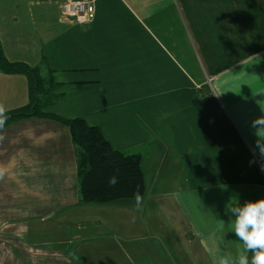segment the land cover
<instances>
[{
    "label": "crops",
    "instance_id": "obj_1",
    "mask_svg": "<svg viewBox=\"0 0 264 264\" xmlns=\"http://www.w3.org/2000/svg\"><path fill=\"white\" fill-rule=\"evenodd\" d=\"M65 1L0 0L4 53L55 81L46 113L140 154L146 189L84 203L71 129L10 124L0 264H231L243 245L228 206L264 199V0H89L88 24ZM0 103L29 105L28 77L0 70Z\"/></svg>",
    "mask_w": 264,
    "mask_h": 264
},
{
    "label": "trees",
    "instance_id": "obj_2",
    "mask_svg": "<svg viewBox=\"0 0 264 264\" xmlns=\"http://www.w3.org/2000/svg\"><path fill=\"white\" fill-rule=\"evenodd\" d=\"M0 70L6 74H21L29 79L30 104L7 112L5 127L22 119L48 117L71 129L74 144L80 149L78 176L84 203H109L122 198H135L145 193V174L140 154H125L113 148L97 127L82 118L66 119L45 112L54 103L55 81L45 82L38 70L24 63L10 62L0 41ZM54 100V101H52ZM115 177L116 183L109 184Z\"/></svg>",
    "mask_w": 264,
    "mask_h": 264
},
{
    "label": "clouds",
    "instance_id": "obj_3",
    "mask_svg": "<svg viewBox=\"0 0 264 264\" xmlns=\"http://www.w3.org/2000/svg\"><path fill=\"white\" fill-rule=\"evenodd\" d=\"M7 109L0 103V131L5 128L7 120ZM258 129L264 128V116L253 122ZM4 137L0 135V140ZM4 170L0 169V178H3ZM116 183V178L109 180L110 185ZM135 200L140 202L142 196L139 192L134 194ZM227 211L235 217L232 221L233 232L241 241L243 249L231 264H264V199L257 201H247L242 206L240 204L229 205ZM248 253L252 254L251 261ZM221 264H229L225 259Z\"/></svg>",
    "mask_w": 264,
    "mask_h": 264
},
{
    "label": "built area",
    "instance_id": "obj_4",
    "mask_svg": "<svg viewBox=\"0 0 264 264\" xmlns=\"http://www.w3.org/2000/svg\"><path fill=\"white\" fill-rule=\"evenodd\" d=\"M92 4L93 1L89 0H67L60 6L61 15L75 23L88 24L91 22Z\"/></svg>",
    "mask_w": 264,
    "mask_h": 264
}]
</instances>
